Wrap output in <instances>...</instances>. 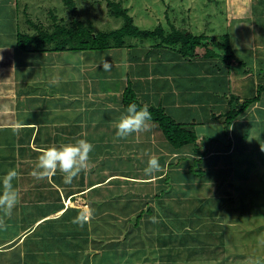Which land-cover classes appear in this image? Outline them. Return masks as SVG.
<instances>
[{"label":"crops","instance_id":"1","mask_svg":"<svg viewBox=\"0 0 264 264\" xmlns=\"http://www.w3.org/2000/svg\"><path fill=\"white\" fill-rule=\"evenodd\" d=\"M224 2L223 20L226 31L230 29L231 33H217L209 19L206 23L200 19L203 14L196 12L193 2L186 7L190 17L184 14L183 20L176 19V24L181 22L183 28L176 24L174 27L195 36L229 35L235 54L231 68L222 59H186L169 48H154L158 44L155 41L133 40L131 48L103 52L41 51L32 47L23 51L18 46L19 35L36 34L41 27L31 19L23 21L28 17V6L21 0H0V194L5 191L3 179L12 171L15 172L12 185L17 193L11 212L0 206V264L162 263L142 241L136 244L126 241L124 222L134 214L126 208L120 211L121 203L112 207L110 202L112 194H117L113 186L118 190L120 183L156 187V171L143 176L148 167L141 164L144 154L136 157L137 152L133 153L142 160L137 168L143 173L135 176L114 172L107 179L98 175L96 182L85 181L87 172L82 170L81 176L77 172L66 183L67 174L59 168L52 174L34 173L43 171L38 168L43 150L76 144L81 139L92 144L91 152L104 149L103 155L95 158L91 152L88 154L90 164L98 163L104 168V160L113 158V163H119L122 153L120 157L114 155L112 150L116 149V153L119 146L109 142L108 135L111 132L117 135V125L126 113L121 99L128 77L145 104H163L176 118L197 119L200 122L197 129L212 128L218 135L234 138L236 128L249 122L263 124L264 93L260 102L235 120L227 133L224 131V116L231 109L229 97L249 99L264 86V33L258 26L264 21V9L257 10L256 0ZM105 62L110 65L108 70L103 68ZM74 73L80 79L74 80ZM74 84H79L78 88ZM143 130L146 138L154 137L140 142L139 150H145L142 144L159 147L145 150L149 152L145 153L148 161L151 152L158 161H166V165L175 160L177 155L170 153L156 124L147 122L144 129L131 135L141 136ZM203 135L199 137L207 144L204 151L209 150L206 159L216 151L222 155L218 163L222 158L232 159L235 144L217 147L213 136ZM161 154L165 160L158 157ZM133 155L126 159L132 162ZM218 163L216 170L220 167ZM78 200L88 206L87 219L81 218L86 207ZM142 204L147 209L148 203L139 206ZM151 246L158 250L156 242Z\"/></svg>","mask_w":264,"mask_h":264},{"label":"rangeland","instance_id":"2","mask_svg":"<svg viewBox=\"0 0 264 264\" xmlns=\"http://www.w3.org/2000/svg\"><path fill=\"white\" fill-rule=\"evenodd\" d=\"M74 1L77 7L76 11H74V8H69L66 5L65 0H21L24 5L28 6V17L25 16L23 21L26 22L28 19H31L35 23H39L41 32L44 33L52 31V27L56 22L63 21L65 24H68L76 19L84 21L86 27L94 33L112 32L121 28L124 24L122 18H115L109 15L108 4L110 1H114L121 2L124 8L129 9L130 15L135 20V24L141 29L152 30L159 25H162L167 33H171L172 27L176 24V19L178 18L179 21L183 20L181 17H183L184 14L187 17L188 14L186 7L193 2L196 7V12L203 14L200 19H203L205 23L209 19L217 33H231L230 29H227L226 31V24L223 20L225 17V0H73V2ZM262 3L263 5H261ZM256 7L258 11L264 9V0H256ZM205 13L210 15V17L205 15ZM190 15L188 17H190ZM23 26L24 25L22 24V27ZM183 26L184 25L181 22L176 24V27L183 28ZM258 26L264 33V21L261 24H258ZM260 37H263V35H260ZM204 49V47L201 49L202 53L205 52ZM216 51L218 53L217 55H219L217 60L221 61L226 55V52L218 48ZM74 55H77V53H74ZM98 55L101 56L104 54L99 53ZM74 60L77 61L75 58ZM78 78V74L74 73V80H78ZM78 86L79 84H74V88H78ZM104 117L105 115H102L103 119ZM89 119L90 118H88V120ZM99 119H101V117ZM202 129L203 128L197 129L198 134H204V137L213 136L215 143H217L214 145H217V147L221 145L222 148H227L230 144L236 145V151L232 156V159L226 157L222 158L220 163L217 162L220 165L218 168H222V173H224L220 175V181L225 183L220 184L217 183L216 180H213L212 177L216 175L212 176L211 173H218L219 169L216 170L213 167H209L205 169V171L211 172L207 175L208 181L202 183L195 182L194 186L189 189H187L184 184H175L173 186L174 193L177 194L181 189L182 193H186L187 191L190 192V194L188 193L187 197L182 196L181 192H179V195L174 194L167 200L166 204L171 203V205L175 207L173 200L185 198L188 200H195V202L192 203L196 205L198 199H202L210 200L211 203H209V205L214 210L217 206V202L216 205L214 202L219 198H229L233 201L229 204L228 201L223 202L220 211L223 209L225 215H220V217L216 216L214 220H206V217L203 216V220L205 219L207 222L200 224V227L206 229L200 234L201 237H205V241L207 242L206 247L210 252H205L198 255L196 259L186 262L183 260V256L185 255L182 254L180 258L183 259L175 264H264V123L260 125H251V122H249L248 125L244 127L236 128L234 138H231L229 135L223 136L221 133L218 135V132L216 133L212 128H209L207 131ZM111 131L112 130H110V132ZM111 133L113 134L110 136L108 135L109 142L115 143L117 147L119 146L116 153L114 152L116 149L112 150V152L115 156L117 155V157H120L122 153V159H120L117 164L113 163L114 158L104 160L105 162L103 164L106 166L104 168L99 167L98 163L90 164L87 162L86 166L78 171V176H81L82 170L87 172V174H85V181L91 180L96 182L98 175L107 179V177L115 175L113 174L114 172L133 176L138 175L139 172H142L140 168H137L140 167L142 160H139L136 157H141V154H144V160L141 164H143V166L148 165L145 153L149 152L145 150L149 149V151H151L152 147H157L159 149L158 146H152L150 148L148 145L142 144L145 150H139V145H141L140 142H147L149 141L148 138L153 139L154 137V135H151L146 138L144 130L142 131L141 136L135 137L129 134L121 139H118V135L114 134L116 132ZM100 138L101 137H98L99 140ZM201 148L202 147H200V149ZM248 149H252V151H248ZM103 151L104 149H100L98 152L102 153H97V156L103 155ZM136 152L137 156L135 157L133 153ZM153 154L154 153L151 152L149 158L152 157ZM130 155H133L134 158L132 159V162H130L129 159H126V157H129ZM158 157L160 158L164 156L161 154ZM165 159L166 158L164 157V160ZM138 161L140 163H138ZM199 163L200 162H194L192 166L194 167V170L198 171V168H202V166L204 167L203 163ZM217 163H215V165ZM134 166H136V168ZM120 179L128 182L124 178ZM123 180L119 181L124 182ZM108 181H110V179ZM227 181L231 183H226ZM135 184L136 183L133 182H128V184L120 183L121 186L118 190L115 185H112L115 192L119 193L121 196L120 198L118 197V201L126 203L128 199H131L133 200V206L139 205L142 202L148 203V205L153 207L155 212L153 217L147 216V220L154 218L155 222L160 224L165 218H163L164 215L162 214L159 203L152 200L156 188L152 184ZM223 190H226L227 193H223ZM148 196L150 197L148 198ZM185 199L186 206H192V204H190V202L187 203ZM81 202L83 201L78 200V203L88 209V206H86L84 202ZM194 205L193 207H187L186 209L185 206L184 210L192 212L195 207H198ZM200 213L204 214L203 211ZM219 214H221V212ZM194 218L196 219V217ZM144 220H146V217ZM214 224L221 228L209 230ZM184 231L186 232V230ZM157 232L154 231V234L157 236L159 235V239L166 234H164V230L161 234H158ZM173 233L175 237V235H182L184 232L174 231ZM191 233L197 235V232ZM137 236H139L138 239L147 247L148 239L146 238L144 228H142V231H138Z\"/></svg>","mask_w":264,"mask_h":264},{"label":"trees","instance_id":"3","mask_svg":"<svg viewBox=\"0 0 264 264\" xmlns=\"http://www.w3.org/2000/svg\"><path fill=\"white\" fill-rule=\"evenodd\" d=\"M65 2L69 8H74V11L77 10L75 1L65 0ZM108 5L110 16L122 18L124 20L123 26L117 30L94 33L86 27L84 21L76 19L68 24L59 21L54 24L50 32L44 33L38 28L36 34H20L18 46L23 51H30L32 47L34 50L41 51L103 52L107 50L131 48L133 40L155 41L158 44L154 45V48H169L186 59H198L200 57L215 59L219 56L216 53V49H222L226 52V55L222 58L224 65L231 68L235 63V54L230 44L229 35L219 38L208 37L206 35L195 36L187 30H180L174 26L171 29V33H167L162 25L152 30H145L135 24V20L130 15L129 9L124 8L121 2L110 1ZM51 44H55L53 49L47 48V46ZM203 47L205 48L204 53L201 51ZM263 93L264 86H261L257 91V95L252 98L241 99L234 95L229 97L231 109L226 116H224V131L226 133L235 120L245 114L254 104L261 101ZM121 102L125 109H127L128 105L133 103L138 106V109L147 107L151 114V119L148 122L157 125L168 145L170 153L177 155L175 160L170 161L167 165L166 161H158L161 167L159 171H156L158 180L155 187L156 192L154 197L152 196V200L159 203L162 214L164 215L163 218H165V220H162L160 224L155 222L154 218L147 220V216L153 217L155 212L150 205L147 204L146 209L144 203L142 206L138 205L134 209L131 199H128L126 203H122L118 201V197H121L119 193L115 194L116 196L112 194L110 199L112 207H116L121 203L122 207L119 209L120 211L123 212V209L125 210L126 208L134 214V216H130L131 218L124 222L125 228L127 229L126 241L130 242V244L140 243L141 241L138 239L139 236H137L138 231H142V228H144L146 238L148 239L147 243H149L146 248H150L149 250L151 253L154 252L153 255L162 262L161 264L178 263V261L183 259L180 258L182 254H185V256H183L185 260L192 261L196 259L198 255L210 252L205 246L207 245L205 237H201L200 234L206 228L200 227V224L207 222L206 220H214L216 216L220 217V215H225L223 209L220 211L223 202L228 201L229 204L233 200L229 198H219L214 202L215 205L217 202V206L214 210L209 205V203H211L210 200L198 199V203L194 205L192 202H195V200L177 197L178 199L173 200L175 207H173L171 203L166 204V202L174 194H180L179 192H181V189L177 194L174 193L173 186L175 184H184V186L189 189L194 186L195 182L202 183L208 181L207 175L211 172L205 171V169L209 167L214 168L215 163L222 155L216 151L212 153V156H210L211 158L209 157L206 159L209 150L206 149V151H204L203 147L207 148V144L204 143V140L199 137L197 132V127L200 122L197 119L186 120L185 117L176 118L167 111L163 104H145L135 91L130 77H128V86L123 93ZM234 103H236V105H233ZM213 144L217 143L214 141ZM200 147L202 148L200 149ZM187 152L190 154L187 155ZM97 153L101 152H98V149L91 152L93 158L98 157ZM194 162H200L199 164L203 163L204 167L198 168V171L194 170V167H192ZM143 174L148 176L146 171H144ZM211 174L212 176L216 175L212 178L213 180L215 179L217 183H225L220 181V175L224 174L222 171L218 173L212 172ZM188 193L190 194V192L187 191L186 193L181 192V195L187 197ZM223 193H227L226 190H223ZM184 199L187 203L190 202L192 206H186L187 204H185ZM193 205L198 206L195 207L197 209L194 208L192 212L184 210L185 206L186 209L187 207H193ZM206 208L207 210L205 211ZM202 211L204 214L200 213ZM219 211L221 214H219ZM203 216L206 217V220H203ZM145 217L146 220H144ZM194 217H196V219ZM217 226L218 225L214 224L211 227L212 229L209 228V230L221 228ZM161 228H163L164 234H166L159 239V235H155L154 231H158L157 233L161 234ZM184 230H186V232ZM174 231L184 233L182 235H175L174 237ZM132 232L133 234L135 233V236L133 235L131 237ZM191 232H197V235H193ZM155 242L158 245V250L154 251L151 243Z\"/></svg>","mask_w":264,"mask_h":264},{"label":"clouds","instance_id":"4","mask_svg":"<svg viewBox=\"0 0 264 264\" xmlns=\"http://www.w3.org/2000/svg\"><path fill=\"white\" fill-rule=\"evenodd\" d=\"M104 70H108L110 65L108 62L103 64ZM151 119V114L147 107L138 109V106L133 103L128 105L126 113L120 118L117 125V135L126 137L127 135L140 131L145 128L147 122ZM93 146L86 140H79L76 144L64 145L62 148H48L42 151L38 157V168L43 170L36 175L52 174L57 168L65 172V182L70 183L72 177L83 167L86 166L89 159V153L92 151ZM160 164L155 156H152L148 161V167L145 169L146 173L151 174L154 171H159ZM15 172H9L3 179L5 191L0 194V206L5 208L6 211L11 212L17 202V193L13 188L12 179ZM90 214L89 209H85L82 214V219H87Z\"/></svg>","mask_w":264,"mask_h":264}]
</instances>
